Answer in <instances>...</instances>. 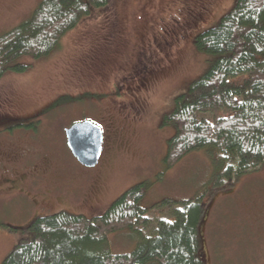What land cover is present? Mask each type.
<instances>
[{
	"label": "rangeland",
	"instance_id": "374dc122",
	"mask_svg": "<svg viewBox=\"0 0 264 264\" xmlns=\"http://www.w3.org/2000/svg\"><path fill=\"white\" fill-rule=\"evenodd\" d=\"M40 1L0 0V34L27 19ZM235 3L110 0L49 55L16 59L27 70H6L0 79V263L29 240L23 229L36 217L60 210L92 217L147 181L139 201L146 208L206 192L198 229L203 264H264V167L214 188L215 165L206 148L168 169L164 161L176 132L164 117L214 58L196 48L195 36ZM172 6L182 21L162 22L159 14ZM81 120L103 129V151L93 167L71 156L67 146L66 128ZM84 193L91 195L80 201ZM109 241L115 253L135 247L120 232Z\"/></svg>",
	"mask_w": 264,
	"mask_h": 264
},
{
	"label": "trees",
	"instance_id": "16d2710c",
	"mask_svg": "<svg viewBox=\"0 0 264 264\" xmlns=\"http://www.w3.org/2000/svg\"><path fill=\"white\" fill-rule=\"evenodd\" d=\"M109 1L41 0L27 19L0 34V79L10 68L28 69L15 62L23 55H49L69 30ZM194 42L214 58L164 117L176 129L165 168L206 148L215 165L213 187L219 188L264 167V0H236ZM147 185L130 187L92 217L66 210L36 217L23 229L31 233L29 240L16 244L1 264H203L198 229L206 192L146 208L139 201ZM114 232L135 247L113 252Z\"/></svg>",
	"mask_w": 264,
	"mask_h": 264
},
{
	"label": "water",
	"instance_id": "95a60500",
	"mask_svg": "<svg viewBox=\"0 0 264 264\" xmlns=\"http://www.w3.org/2000/svg\"><path fill=\"white\" fill-rule=\"evenodd\" d=\"M67 144L77 160L87 166L98 164L103 149V129L91 121L81 120L72 123L65 130Z\"/></svg>",
	"mask_w": 264,
	"mask_h": 264
},
{
	"label": "crops",
	"instance_id": "0c3cea01",
	"mask_svg": "<svg viewBox=\"0 0 264 264\" xmlns=\"http://www.w3.org/2000/svg\"><path fill=\"white\" fill-rule=\"evenodd\" d=\"M174 6V5H173ZM173 6L170 8V9H167V11L166 12H163V13H161V14H159V17H160V15L161 16H163L162 18H161V21L162 22H164V21H166V20H168V19H172V17L173 18H176V19H179L180 21H182V17L178 14V9L179 8H174V9H172L173 8ZM139 17H141V18H143V15L144 14H142V13H140L139 12ZM144 19V18H143ZM164 20V21H163ZM76 122V121H75ZM74 123V122H73ZM66 136V135H65ZM66 141H67V138H66ZM72 155L71 156H74L73 155V153H71ZM75 157V156H74ZM77 159V158H76ZM3 259H4V257H3ZM2 259V260H3ZM2 262V261H1ZM1 264V263H0Z\"/></svg>",
	"mask_w": 264,
	"mask_h": 264
},
{
	"label": "flooded vegetation",
	"instance_id": "af4514ba",
	"mask_svg": "<svg viewBox=\"0 0 264 264\" xmlns=\"http://www.w3.org/2000/svg\"><path fill=\"white\" fill-rule=\"evenodd\" d=\"M141 72H144V71H141ZM36 167H37V165H36ZM6 172L9 174V173L13 172V170H12L10 167H7V166H6ZM37 173H38V171H37ZM37 173H36V175H35L34 177H35L36 179H42V178H41L42 175H41V174L38 175ZM1 176H2V175H1ZM90 195H91V194H89V193H86V194L84 193V197H83V198H80V201H84L85 197H89ZM87 200H88V199H86L85 201H87ZM35 201H36V200H34V203H35ZM58 203H63V202L59 201Z\"/></svg>",
	"mask_w": 264,
	"mask_h": 264
}]
</instances>
